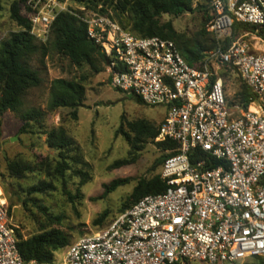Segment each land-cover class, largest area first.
Instances as JSON below:
<instances>
[{
    "label": "built area",
    "instance_id": "1",
    "mask_svg": "<svg viewBox=\"0 0 264 264\" xmlns=\"http://www.w3.org/2000/svg\"><path fill=\"white\" fill-rule=\"evenodd\" d=\"M67 1L27 0L30 34L45 44L60 14L78 17L88 39L112 60L107 67L111 87L146 106L165 108L155 141L175 142L178 148L161 168L166 190L144 197L106 229L78 238L62 264L264 259V51L240 37L208 52L202 69L191 67L173 41L136 37L110 17L71 8ZM201 2L210 14V32L221 42L231 37L235 22L264 26V0ZM225 66L253 95L248 109L230 106L217 72ZM3 199L4 194L0 264H27Z\"/></svg>",
    "mask_w": 264,
    "mask_h": 264
},
{
    "label": "rangeland",
    "instance_id": "2",
    "mask_svg": "<svg viewBox=\"0 0 264 264\" xmlns=\"http://www.w3.org/2000/svg\"><path fill=\"white\" fill-rule=\"evenodd\" d=\"M16 1L19 0H0V46L11 33L19 31L17 24L10 18L11 6ZM67 2L70 7L77 8L73 0ZM102 4L97 10L103 7ZM25 6L23 3L22 15L25 14ZM198 8V4H195L194 11L180 17L164 15L161 22L171 23L179 34L189 38H198L205 30L210 38L218 40L209 30V21L205 20L210 16L208 8L205 6V12ZM104 9L115 17L112 8ZM239 37L261 52L264 51V41L256 34L246 33ZM37 43L47 50V55L37 56L32 61V67L41 73L43 84L29 90L20 113L9 111L0 115V191H3L0 194H4L7 207L11 202L13 204L10 225L26 238L39 234L42 226L47 224L40 210L42 208L51 217V229H60L69 234L70 244H73L86 234L106 229L129 209L126 207L131 205L130 196L137 183L160 174L165 153L154 144L147 143L136 154L121 132H128V124L138 121L160 126L166 109L146 106L112 88L107 66L103 64L99 65L100 73L93 71L87 64L74 66L67 57L52 49L51 35L45 44ZM217 72L223 81L226 97L231 102L240 91L242 82L231 69L221 67ZM56 79L77 81L86 88V100L84 107L78 109L77 120L72 119L70 109L48 110L50 85ZM33 110L42 111V118L38 123L31 122L27 133H20L25 126L21 116ZM59 127L66 129L75 141V151L72 153L75 159L68 163L67 169L65 167L64 177L58 171L57 152L46 145L47 137L44 134ZM12 139L15 141L12 142ZM9 161L29 166L21 180L10 178ZM118 180L129 182L105 195L106 187ZM42 182L51 183V191L32 197L26 195L28 188ZM67 249L55 255L54 264H62ZM247 264L260 263L251 259Z\"/></svg>",
    "mask_w": 264,
    "mask_h": 264
},
{
    "label": "trees",
    "instance_id": "3",
    "mask_svg": "<svg viewBox=\"0 0 264 264\" xmlns=\"http://www.w3.org/2000/svg\"><path fill=\"white\" fill-rule=\"evenodd\" d=\"M66 2L67 0H58ZM77 6L84 7L89 11L108 16L117 21L119 25L129 31L136 37L152 38L173 41L185 61L195 68L202 69L206 64V54L219 45L223 47L239 39L241 34H256L264 41V26L256 27L235 22L232 27L231 37L224 41H218L210 38L209 34L201 32L198 38H189L179 34L171 23H162L161 18L164 15L180 17L184 14L194 11V5L198 4V9H205L201 0H73ZM27 0H19L12 4L10 9V18L17 24L19 31L13 32L4 40L0 46V115L6 112L20 113L23 106V100L29 90L38 88L43 84L42 76L39 70L32 67L33 58L40 55H47V50L43 45L37 43L30 34L31 25L26 16L22 15V4L26 5ZM103 3L100 10L98 6ZM105 7H110L115 13V17L107 13ZM1 9V6H0ZM205 12V10H204ZM207 12V11H206ZM79 15H84L80 10L76 11ZM206 22L210 18L205 19ZM52 49L60 55L67 57L70 62L80 67L87 64L96 73H100L99 65L110 66L112 60L107 58L100 49L88 39L87 26L78 17L70 13L60 14L51 28ZM227 69H233L225 66ZM240 78V77H239ZM241 80V78H240ZM242 82V80H241ZM135 98V97H133ZM251 94L248 87L242 82L240 91L237 92L234 99L229 102L230 106L238 105L248 109L251 104ZM141 104L142 101L138 98ZM86 100V88L79 82L66 79H56L50 85V102L48 110L55 112L59 109H70L71 117L78 119V109L84 107ZM43 116V112L33 110L28 114L21 116L25 126L20 133H27V128L31 122L38 123ZM123 129V128H121ZM120 133V132H119ZM129 142L131 149L140 153L145 144H154L162 153V165L165 160L177 152L178 144L171 141L156 142L159 135V126L156 127L146 121H138L128 124V132H121ZM46 135V145L57 152L59 160L58 171L61 177H64L65 167L70 161H74L72 153L75 151V141L68 135L63 127L53 128L44 132ZM2 136V121L0 120V138ZM198 157L202 154L196 153ZM125 162L124 164H126ZM162 168V166H161ZM29 170V166L24 163L9 161L8 172L10 178L21 180L24 174ZM129 180H118L106 187L105 195L114 191L118 187L127 184ZM166 183L161 175H156L151 179L140 180L130 196L131 205L126 209H131L135 204L146 196L159 195L166 190ZM51 183L42 182L38 186H33L26 190V195H43L51 191ZM8 206V215L11 216V207ZM128 209V210H129ZM47 224H44L39 234H34L26 238L18 229L15 228L17 246L19 253L27 264H54L55 255L71 244V236L60 229H51V217L48 216L45 209L40 208ZM260 264H264L263 258L253 259ZM247 264V262H246Z\"/></svg>",
    "mask_w": 264,
    "mask_h": 264
},
{
    "label": "bare ground",
    "instance_id": "4",
    "mask_svg": "<svg viewBox=\"0 0 264 264\" xmlns=\"http://www.w3.org/2000/svg\"><path fill=\"white\" fill-rule=\"evenodd\" d=\"M252 110L254 111V110H256V109L253 107ZM0 193H2V192L0 191ZM0 195L2 196V194H0ZM3 202H5V201L3 200Z\"/></svg>",
    "mask_w": 264,
    "mask_h": 264
},
{
    "label": "water",
    "instance_id": "5",
    "mask_svg": "<svg viewBox=\"0 0 264 264\" xmlns=\"http://www.w3.org/2000/svg\"><path fill=\"white\" fill-rule=\"evenodd\" d=\"M1 92H2V88H0V94H1ZM15 141V139H12V142H14Z\"/></svg>",
    "mask_w": 264,
    "mask_h": 264
}]
</instances>
